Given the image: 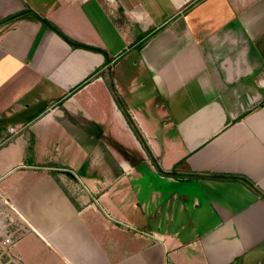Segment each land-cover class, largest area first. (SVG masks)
<instances>
[{
  "label": "crops",
  "instance_id": "crops-1",
  "mask_svg": "<svg viewBox=\"0 0 264 264\" xmlns=\"http://www.w3.org/2000/svg\"><path fill=\"white\" fill-rule=\"evenodd\" d=\"M24 10L91 49L0 25L9 264H264V0H0V21Z\"/></svg>",
  "mask_w": 264,
  "mask_h": 264
},
{
  "label": "trees",
  "instance_id": "trees-1",
  "mask_svg": "<svg viewBox=\"0 0 264 264\" xmlns=\"http://www.w3.org/2000/svg\"><path fill=\"white\" fill-rule=\"evenodd\" d=\"M32 15H35L33 12H31L30 10H24L16 15H13V16H10L4 20H1L0 21V25L2 24H5V23H9V22H12V21H15V20H18V19H21V18H25V17H28V16H32ZM36 18H38L42 23L43 25L47 26L48 28H50L51 30H53L54 32H56L58 35H60L66 42H68L70 45H72V47L74 48H86V49H91V48H88L84 45H81L79 43H76L74 42L73 40L69 39L66 35H64L61 30L53 25L52 23H50L48 20H46L45 18H39L38 16L35 15ZM125 116H126V119L128 121V124L130 125L131 129L133 130V132L135 133L136 137L138 138V140L142 143V145L146 147L145 143H144V140L143 138L141 137L137 127L134 125L131 117L125 112Z\"/></svg>",
  "mask_w": 264,
  "mask_h": 264
},
{
  "label": "rangeland",
  "instance_id": "rangeland-1",
  "mask_svg": "<svg viewBox=\"0 0 264 264\" xmlns=\"http://www.w3.org/2000/svg\"><path fill=\"white\" fill-rule=\"evenodd\" d=\"M130 151V150H129ZM132 153H137L136 151H131ZM5 210L0 208V234H6V235H13L12 237L17 240L22 233H24V229L21 225V223H18L16 221H12L13 223H10L11 221L5 217ZM1 234V235H2ZM0 244H1V236H0ZM3 262L6 263V261L3 260Z\"/></svg>",
  "mask_w": 264,
  "mask_h": 264
},
{
  "label": "built area",
  "instance_id": "built-area-1",
  "mask_svg": "<svg viewBox=\"0 0 264 264\" xmlns=\"http://www.w3.org/2000/svg\"><path fill=\"white\" fill-rule=\"evenodd\" d=\"M13 134H18L15 130H11ZM2 234V233H1ZM1 236V244H0V264H9L11 262V250L15 243V239L12 237L13 235L2 234ZM6 261L5 262H3Z\"/></svg>",
  "mask_w": 264,
  "mask_h": 264
}]
</instances>
